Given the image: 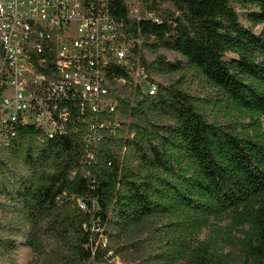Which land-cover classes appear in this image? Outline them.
<instances>
[{"label": "trees", "instance_id": "trees-1", "mask_svg": "<svg viewBox=\"0 0 264 264\" xmlns=\"http://www.w3.org/2000/svg\"><path fill=\"white\" fill-rule=\"evenodd\" d=\"M111 8L158 92L111 90L121 126L99 129L96 146L79 124L54 139L21 129L0 151V264H231L193 245L223 218L248 229L241 252L261 262L264 0H113ZM235 114L250 115L254 128L239 130Z\"/></svg>", "mask_w": 264, "mask_h": 264}, {"label": "built area", "instance_id": "built-area-1", "mask_svg": "<svg viewBox=\"0 0 264 264\" xmlns=\"http://www.w3.org/2000/svg\"><path fill=\"white\" fill-rule=\"evenodd\" d=\"M112 2L0 0V151L21 129L54 139L75 133L79 124L88 126L86 142L96 146L99 129L121 126L116 103L107 100L111 90L157 94L158 80L134 59L133 43L111 16ZM112 66L133 73V81ZM87 156L92 160L94 153ZM119 262L113 257L99 264Z\"/></svg>", "mask_w": 264, "mask_h": 264}, {"label": "rangeland", "instance_id": "rangeland-1", "mask_svg": "<svg viewBox=\"0 0 264 264\" xmlns=\"http://www.w3.org/2000/svg\"><path fill=\"white\" fill-rule=\"evenodd\" d=\"M161 53L164 54L169 60H174L176 58V55L173 53L165 52L163 50H161ZM147 58L152 60L153 56L147 54ZM190 84L195 90L201 93L202 89L199 81L191 80ZM217 115L219 116L220 113H217ZM234 116L236 122L241 125L239 130L242 128L246 130L250 129L251 127L254 128L250 115L239 116L235 114ZM260 121L262 124V131L264 132V119L262 118ZM247 230V228L240 227L233 229L231 227V221L228 218L211 220L209 227L204 228L198 233L193 245L196 248L198 246L204 245L207 250L213 254L215 260L217 261L222 257L229 256L231 264H264V259L259 263L254 262L253 260L247 261L246 257L241 252L242 244L240 243V240L243 239V234ZM21 256L27 260L30 257V252L28 250H22ZM119 264H123L121 259Z\"/></svg>", "mask_w": 264, "mask_h": 264}]
</instances>
